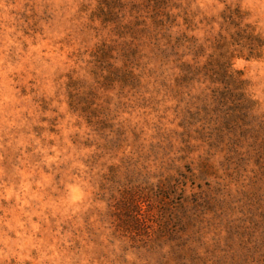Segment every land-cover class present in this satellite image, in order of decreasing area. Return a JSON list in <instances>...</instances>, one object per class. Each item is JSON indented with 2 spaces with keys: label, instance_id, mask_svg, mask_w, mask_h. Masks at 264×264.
Instances as JSON below:
<instances>
[{
  "label": "rangeland",
  "instance_id": "1",
  "mask_svg": "<svg viewBox=\"0 0 264 264\" xmlns=\"http://www.w3.org/2000/svg\"><path fill=\"white\" fill-rule=\"evenodd\" d=\"M0 264H264V0H0Z\"/></svg>",
  "mask_w": 264,
  "mask_h": 264
}]
</instances>
